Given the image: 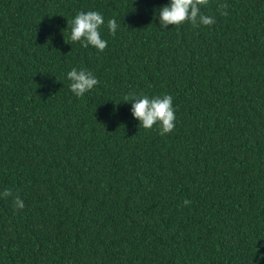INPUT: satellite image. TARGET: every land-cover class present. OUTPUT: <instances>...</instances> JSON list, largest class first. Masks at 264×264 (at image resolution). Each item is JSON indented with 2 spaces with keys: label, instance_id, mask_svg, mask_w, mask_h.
Masks as SVG:
<instances>
[{
  "label": "trees",
  "instance_id": "obj_1",
  "mask_svg": "<svg viewBox=\"0 0 264 264\" xmlns=\"http://www.w3.org/2000/svg\"><path fill=\"white\" fill-rule=\"evenodd\" d=\"M167 2L0 0V192L12 193L0 198V264L264 253V0H208L213 25L162 29L154 12ZM80 11L120 25L102 26V52L69 40ZM74 67L99 81L82 98ZM132 93L171 95L173 131L140 127Z\"/></svg>",
  "mask_w": 264,
  "mask_h": 264
},
{
  "label": "clouds",
  "instance_id": "obj_2",
  "mask_svg": "<svg viewBox=\"0 0 264 264\" xmlns=\"http://www.w3.org/2000/svg\"><path fill=\"white\" fill-rule=\"evenodd\" d=\"M207 2L208 0H168L166 5L155 10L154 15L158 12V23L162 29H166L168 25H180L185 21L195 27L211 26L216 22L215 18L201 11ZM220 14L227 15V12L221 11ZM102 26L107 28L110 35H115L120 27L114 17L105 23V17L98 11H80L67 22V27H70L68 38L72 42H79L83 48L93 47L102 52L108 46V41L101 35ZM66 78L70 81L69 90L77 98L91 93L99 83L91 71L75 67L67 72ZM124 102L131 103V115L143 129L148 130L158 124L161 136L173 131L176 115L171 95L162 94L150 98L148 95L132 93L124 97ZM11 195L10 189L0 192V198ZM184 203L187 205L189 201ZM14 206L17 210L23 209L24 201L16 196ZM258 251L256 248V254ZM256 254L255 264H259V261L264 260V253Z\"/></svg>",
  "mask_w": 264,
  "mask_h": 264
}]
</instances>
